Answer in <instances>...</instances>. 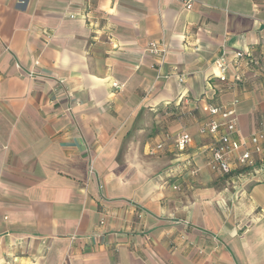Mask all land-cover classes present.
<instances>
[{
  "label": "crops",
  "instance_id": "0c3cea01",
  "mask_svg": "<svg viewBox=\"0 0 264 264\" xmlns=\"http://www.w3.org/2000/svg\"><path fill=\"white\" fill-rule=\"evenodd\" d=\"M185 1L0 0V264H264V171L198 132L264 120V0Z\"/></svg>",
  "mask_w": 264,
  "mask_h": 264
},
{
  "label": "built area",
  "instance_id": "2783aa9c",
  "mask_svg": "<svg viewBox=\"0 0 264 264\" xmlns=\"http://www.w3.org/2000/svg\"><path fill=\"white\" fill-rule=\"evenodd\" d=\"M190 6L191 0H186L185 7L190 8ZM147 49L151 53L160 55L161 57L166 52L164 44L157 42H150ZM243 55L244 52L242 51L235 52L236 58L242 57ZM35 63L37 64V62ZM213 63L220 70L219 79L225 80V71L227 68L225 56L223 54L220 55ZM27 74L32 77L36 75V72L30 69ZM184 78V74L178 75L179 82H183ZM236 80H239V77ZM112 85L116 88L119 87L117 82H113ZM236 102L237 100L235 99L223 106L209 105L207 110L210 117L200 123L198 132L210 136L213 140L209 148V163L213 168L218 169L224 174H229L237 169L238 177L252 178L264 171V120H261L259 122V128L250 134L248 143L233 142L231 138L237 132ZM190 140L191 137L189 134L183 132L173 137V145L177 150L183 151ZM162 148L163 142L154 146V150H160ZM191 171L192 173L195 172L194 169ZM88 172L90 174L94 172V167L91 164L88 167ZM173 188L175 189L176 186L173 185Z\"/></svg>",
  "mask_w": 264,
  "mask_h": 264
}]
</instances>
